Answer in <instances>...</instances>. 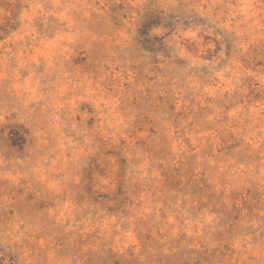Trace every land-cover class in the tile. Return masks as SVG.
<instances>
[{"label":"rangeland","instance_id":"374dc122","mask_svg":"<svg viewBox=\"0 0 264 264\" xmlns=\"http://www.w3.org/2000/svg\"><path fill=\"white\" fill-rule=\"evenodd\" d=\"M0 264H264V0H0Z\"/></svg>","mask_w":264,"mask_h":264}]
</instances>
